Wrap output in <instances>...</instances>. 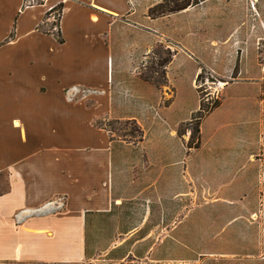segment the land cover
I'll use <instances>...</instances> for the list:
<instances>
[{
    "label": "rangeland",
    "instance_id": "1",
    "mask_svg": "<svg viewBox=\"0 0 264 264\" xmlns=\"http://www.w3.org/2000/svg\"><path fill=\"white\" fill-rule=\"evenodd\" d=\"M196 1L154 17L155 42L134 72L156 91L137 123L97 120L134 147L122 202L88 222L95 258L130 249L122 262L264 264V0Z\"/></svg>",
    "mask_w": 264,
    "mask_h": 264
},
{
    "label": "crops",
    "instance_id": "2",
    "mask_svg": "<svg viewBox=\"0 0 264 264\" xmlns=\"http://www.w3.org/2000/svg\"><path fill=\"white\" fill-rule=\"evenodd\" d=\"M158 1L0 0V264H152L122 262L130 249L95 258L87 231L122 202L134 147L94 121L137 123L139 103L154 98L134 69L155 42ZM59 2L61 42L38 28Z\"/></svg>",
    "mask_w": 264,
    "mask_h": 264
},
{
    "label": "trees",
    "instance_id": "3",
    "mask_svg": "<svg viewBox=\"0 0 264 264\" xmlns=\"http://www.w3.org/2000/svg\"><path fill=\"white\" fill-rule=\"evenodd\" d=\"M42 2V0H34L33 2L30 3H40ZM193 3H197L196 0L190 1V0H162L156 4H154L153 6H151L148 9V15H150L152 18L157 17V16H161V15H165L171 12H175V11H179L182 10L184 8H186L187 6L193 4ZM62 7L63 4L62 2H59L58 4H56L54 7H52L51 9H49L46 13H45V17L44 20L49 17L50 15H53L54 20L51 21V23L48 25V27H43V23L40 24L38 26V28L46 33H51L58 41H62V36L58 27V21H59V17L62 11ZM169 61V58H163L161 60L160 65H164ZM143 78V77H142ZM145 79V78H143ZM146 81H149L148 79H145ZM211 107L210 108H214L217 106V100H213L211 102ZM204 103L201 101V99L199 100V109L195 112L194 115V120H196L195 124L192 127V134L195 135L198 132V126H197V121L200 118V113L199 110H204L203 109ZM134 121V120H131ZM135 122V121H134ZM95 125L98 126H103L104 128L105 125H102L99 121L95 120L94 121ZM109 132L110 130L108 128H106ZM137 132H142V129H137ZM135 132V130H134Z\"/></svg>",
    "mask_w": 264,
    "mask_h": 264
},
{
    "label": "built area",
    "instance_id": "4",
    "mask_svg": "<svg viewBox=\"0 0 264 264\" xmlns=\"http://www.w3.org/2000/svg\"><path fill=\"white\" fill-rule=\"evenodd\" d=\"M33 1H34V0H30V1L28 0L29 3H30V2H33Z\"/></svg>",
    "mask_w": 264,
    "mask_h": 264
},
{
    "label": "bare ground",
    "instance_id": "5",
    "mask_svg": "<svg viewBox=\"0 0 264 264\" xmlns=\"http://www.w3.org/2000/svg\"><path fill=\"white\" fill-rule=\"evenodd\" d=\"M185 262H183V264H184ZM156 264H158V263H156Z\"/></svg>",
    "mask_w": 264,
    "mask_h": 264
}]
</instances>
